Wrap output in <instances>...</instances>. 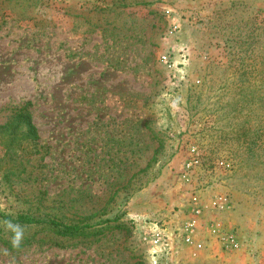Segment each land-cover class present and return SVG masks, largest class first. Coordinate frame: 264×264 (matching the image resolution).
Segmentation results:
<instances>
[{
    "label": "rangeland",
    "instance_id": "obj_1",
    "mask_svg": "<svg viewBox=\"0 0 264 264\" xmlns=\"http://www.w3.org/2000/svg\"><path fill=\"white\" fill-rule=\"evenodd\" d=\"M0 126V264H151L145 225L178 228L196 195L227 205L204 208L202 249L159 264H264V0H0ZM21 213L102 224L19 225L13 246Z\"/></svg>",
    "mask_w": 264,
    "mask_h": 264
},
{
    "label": "built area",
    "instance_id": "obj_2",
    "mask_svg": "<svg viewBox=\"0 0 264 264\" xmlns=\"http://www.w3.org/2000/svg\"><path fill=\"white\" fill-rule=\"evenodd\" d=\"M161 61L167 64L170 59L167 55H162ZM201 164L200 156L196 148L189 149V159L183 166L182 179L188 181L189 174L192 169L199 167ZM223 168H229L230 165L225 162L217 164ZM226 197L215 196L211 202L203 204L200 198L192 196L190 200V212L188 218L179 225L178 228L172 230L165 223L151 222L145 225L143 233V241L150 249L151 264H159L170 252L177 247L202 249L203 241L198 239L199 228L201 227L200 218L204 208L213 211H223L222 205L226 204ZM219 203V205H218ZM207 235L214 239L219 248L223 251H237L240 248V243L237 235L233 230H227L219 220L210 221L206 227Z\"/></svg>",
    "mask_w": 264,
    "mask_h": 264
},
{
    "label": "trees",
    "instance_id": "obj_3",
    "mask_svg": "<svg viewBox=\"0 0 264 264\" xmlns=\"http://www.w3.org/2000/svg\"><path fill=\"white\" fill-rule=\"evenodd\" d=\"M16 123L15 126L22 127L24 129L23 136L26 140L30 142V148L33 150V154H37L39 152V141L40 136L36 126L34 125L30 114L25 111V107H22L18 110L13 118V123ZM4 128V126H0V129ZM5 220L12 224L17 225H47L49 228L55 230L60 235L63 236H82L85 235L89 229L95 228L102 223L99 224H66L63 221L51 218V217H40L29 214H18L16 217H6ZM109 226L108 228H110ZM120 226H113L112 228L118 229Z\"/></svg>",
    "mask_w": 264,
    "mask_h": 264
},
{
    "label": "clouds",
    "instance_id": "obj_4",
    "mask_svg": "<svg viewBox=\"0 0 264 264\" xmlns=\"http://www.w3.org/2000/svg\"><path fill=\"white\" fill-rule=\"evenodd\" d=\"M6 223H7V227L11 229V231L14 233V236L12 238L13 246L19 245L23 237V229L19 225H13L10 222H6Z\"/></svg>",
    "mask_w": 264,
    "mask_h": 264
}]
</instances>
